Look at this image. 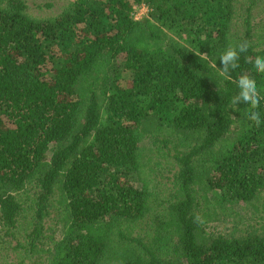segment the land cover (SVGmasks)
<instances>
[{
	"label": "trees",
	"instance_id": "16d2710c",
	"mask_svg": "<svg viewBox=\"0 0 264 264\" xmlns=\"http://www.w3.org/2000/svg\"><path fill=\"white\" fill-rule=\"evenodd\" d=\"M66 1L39 20L0 0V247L16 264H264V123L231 109L242 73L264 97L245 59L264 57V0ZM145 138L178 166L158 209Z\"/></svg>",
	"mask_w": 264,
	"mask_h": 264
},
{
	"label": "rangeland",
	"instance_id": "374dc122",
	"mask_svg": "<svg viewBox=\"0 0 264 264\" xmlns=\"http://www.w3.org/2000/svg\"><path fill=\"white\" fill-rule=\"evenodd\" d=\"M28 13L37 19H49L58 16L59 13L67 6L66 0H24ZM51 4L48 8L45 5ZM146 15V7L139 5L134 7V16L136 19H142ZM124 77V75H123ZM173 145L170 149L173 150ZM173 152L166 150L164 154L157 151V148L152 145V139L145 138L140 144V160L142 164L146 165L147 171L145 172L144 181L148 188L153 191V201L155 207L165 202L168 197L169 191L172 186L173 175L178 170L177 164L172 158ZM23 202V200H21ZM239 214L243 217L242 212ZM31 213L24 212L19 219L20 229H29ZM248 216V215H247ZM30 220V221H29ZM233 221L221 220L209 225L208 230L214 234L225 233L231 227ZM8 246L0 247V264H16L14 253Z\"/></svg>",
	"mask_w": 264,
	"mask_h": 264
},
{
	"label": "clouds",
	"instance_id": "9594fccd",
	"mask_svg": "<svg viewBox=\"0 0 264 264\" xmlns=\"http://www.w3.org/2000/svg\"><path fill=\"white\" fill-rule=\"evenodd\" d=\"M250 47L247 40H243L236 45L229 44L225 51L219 56L222 67L219 68L220 75L228 77L232 70L239 67L238 61L240 60V54L246 53ZM246 60L253 63V67L257 73H264V57L256 56L254 61L245 57ZM239 89L238 94L232 97L231 105L233 110H237L236 105L239 102L246 103L247 109V120L252 123L255 127H260L264 121L261 119V114L258 109L260 107L261 96L260 90L257 87L256 80L246 73H242L236 81ZM197 222L199 217L197 216Z\"/></svg>",
	"mask_w": 264,
	"mask_h": 264
}]
</instances>
